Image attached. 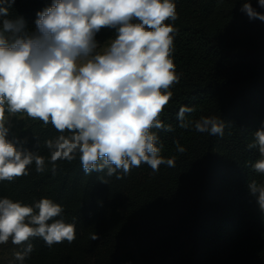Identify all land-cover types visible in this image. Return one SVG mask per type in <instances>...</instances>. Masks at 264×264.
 Segmentation results:
<instances>
[{
  "label": "trees",
  "instance_id": "obj_1",
  "mask_svg": "<svg viewBox=\"0 0 264 264\" xmlns=\"http://www.w3.org/2000/svg\"><path fill=\"white\" fill-rule=\"evenodd\" d=\"M174 2L173 58L180 80L160 117L173 130L153 131L161 156L175 158V167L161 165L153 173L142 163L117 179L85 174L77 157L58 161L55 174L50 164L43 173L33 164L27 176L0 181V198L29 206L51 199L63 208L58 219L75 225L71 243L49 247L42 238L31 239L33 250L23 261L14 254L26 244H0V264H264V212L248 189L251 180L264 183L251 167L260 154L248 148L264 128V21L241 11L245 0ZM249 2L264 14L258 0ZM51 4L0 0L8 10L0 20H22L35 33L37 14ZM114 36L115 30L102 28L95 39L102 44ZM182 106L194 109L186 120L221 119L223 136L179 127ZM14 120L6 125L8 139L47 161L45 141L59 135L55 128L26 115Z\"/></svg>",
  "mask_w": 264,
  "mask_h": 264
},
{
  "label": "clouds",
  "instance_id": "obj_2",
  "mask_svg": "<svg viewBox=\"0 0 264 264\" xmlns=\"http://www.w3.org/2000/svg\"><path fill=\"white\" fill-rule=\"evenodd\" d=\"M258 5L264 8V0ZM241 11L264 21L249 0ZM7 13L0 5V16ZM37 15L35 33L27 32L22 20H0V181L27 176L33 164L38 173L50 164L55 174L58 161L77 157L85 174L117 179L142 163L153 173L161 165L175 167V158L161 156L153 131L173 130L160 117L180 80L173 58L174 0H52ZM102 28L115 30L103 47L95 39ZM193 110L179 109V127L223 136L224 122L215 116L186 120L185 113ZM17 115L51 124L59 133L45 141L47 161L8 139L6 125ZM248 148L258 150L261 158L251 167L264 176V128L255 131ZM176 149L185 151L178 141ZM248 189L264 212V183L251 180ZM62 213V206L48 198L34 206L0 198V244H26L14 254L23 261L33 250V238L49 247L71 243L75 225L58 219Z\"/></svg>",
  "mask_w": 264,
  "mask_h": 264
},
{
  "label": "rangeland",
  "instance_id": "obj_3",
  "mask_svg": "<svg viewBox=\"0 0 264 264\" xmlns=\"http://www.w3.org/2000/svg\"><path fill=\"white\" fill-rule=\"evenodd\" d=\"M106 43V42H105ZM105 43H102V44H99L101 47H103L104 46V44ZM100 50V48H98L97 49V51H99ZM21 118H23V117H20V118H18V120H21ZM17 120V119H16ZM14 124H16L15 123V120H14V117H10V119H9V121H8V123H7V125L9 126V127H12Z\"/></svg>",
  "mask_w": 264,
  "mask_h": 264
}]
</instances>
